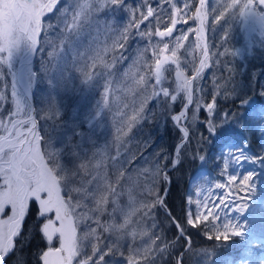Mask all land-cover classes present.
<instances>
[{
  "label": "snow or ice",
  "instance_id": "6c2138e0",
  "mask_svg": "<svg viewBox=\"0 0 264 264\" xmlns=\"http://www.w3.org/2000/svg\"><path fill=\"white\" fill-rule=\"evenodd\" d=\"M59 2L0 0V65L6 66L11 73L10 96L14 106L9 108L6 120L0 118V130L4 133L0 135V264H4L7 256L12 254L13 238L20 236L22 222L32 205L37 207V216L42 221L39 231L49 245L39 257L41 264H108L106 256H122L123 253L114 247L116 241L105 244L102 249L98 244L102 236L108 234V239L115 236L134 240L138 234L148 235L149 229L152 230L151 242L142 249H132L127 264H140V260L144 264H155L156 257H162L169 248L165 238L159 235V226L153 219L155 210L160 207L165 208L178 238L184 240L185 251L191 250V235L187 229L210 224L206 231L201 228V233L207 240H215L217 247L229 245L233 237H239L240 243L245 245V251L238 259L227 257L225 264H264V254L250 256L252 247L260 245L261 240L256 238L247 219L233 217L218 225L216 221L221 218L216 210L217 205L209 206L208 201L194 190L193 195L200 198L193 200L190 196L185 197L181 223L167 210L161 193L157 192L161 183L171 182L166 174L167 169L179 166L180 152L186 144L191 143L193 136L201 138L197 143L212 138L227 144L235 136H243L246 127H255L264 132V105L258 104V99L264 98V90L241 91L231 88L238 107L247 109V115L238 117L233 110L216 119L213 118L216 117V95L220 94V85L215 84V94L208 103H201L202 96L199 95L203 91L200 81L204 79V71L213 64L219 65V56L227 54L225 49L224 53L217 51L215 59L210 55L206 42L209 16L215 24L222 20L238 19L244 26L254 24L264 29V0H220L211 9L209 0H198L199 6L195 8L194 16L189 11L183 12L185 17L198 22V26L186 30L178 29L177 24H186L188 20L181 21L177 17L182 8L191 9V4L180 0L181 8L171 0H163L172 9L168 12V21L163 29L139 32L141 37L146 38V44L137 49L138 55L129 64L115 71L116 63H123L129 59L128 56L121 52L119 56L112 57L111 62L105 57L112 50L125 48L130 27L139 31L140 24L150 17L162 16L164 9L160 0H157L160 13L150 5H145L146 12H140L131 7L128 0H73L63 7L59 24L46 22L45 16L53 12ZM121 12L138 16V22L123 26L121 31V26L116 24L117 14ZM101 13L108 17L106 28L110 27L118 37L111 44L93 35V31L100 28ZM158 22L163 21L158 19ZM49 33L59 43L54 42ZM187 33L194 34V50H199L198 66L193 68L194 74L191 76L186 74L181 59L184 42L189 38ZM86 36L89 38L87 42L84 39ZM153 37H159L160 41L154 42ZM165 37L170 40L165 41ZM222 39H227V33ZM45 47L49 49L47 58L41 60L38 68H34L33 57L38 51L44 53ZM149 52L150 58L146 55ZM173 72L174 80L169 81ZM77 73L78 77L75 75ZM230 75L224 78L225 83H230ZM113 78L118 81L115 88ZM74 79L78 83L74 84ZM4 80L5 74L0 70V81ZM100 80L104 81L101 98L82 114L61 120L64 115L63 101L57 100V97L65 93L83 98ZM166 82L174 84L173 91L165 86ZM38 83L46 85L48 92L43 100L46 107L40 109L31 102L32 90ZM3 87L7 88L8 84L4 83ZM116 91H122L126 97L132 96L134 99L141 97L139 104L133 102L130 113H121L128 117L125 122L127 131L149 115L155 118V114L145 107L149 99L162 106L161 115H167L181 133L180 144L172 154L174 159L168 160L162 167L165 157L154 155L153 160L135 165L128 159L121 162V152L117 148L115 155L109 158L110 163H105L97 160L96 153L84 146L92 142L90 133L106 120L110 111V94ZM228 91L225 89L226 95ZM178 97L180 110L172 114V105ZM8 99V95L0 91V110ZM123 107L128 108V105ZM189 108L192 110L190 117ZM201 112L205 113L203 118L199 116ZM241 119L246 123L241 124ZM40 120L44 121L43 125L39 123ZM185 121H188L187 125ZM194 125L202 127L204 131L194 130ZM49 128L53 131L62 129L63 136L50 135ZM127 131L124 127L117 129L118 143L122 142ZM200 151L202 149H193L197 153L195 158L203 162L205 156L198 154ZM227 155L237 165L248 162L264 167V154H249L247 143L228 149ZM227 166L225 163V169ZM256 175L255 171H249L240 180L242 187L237 189L236 197L246 202L236 204L234 210L243 214L251 208L253 216L264 217V200L255 197ZM236 180V175L228 177L230 183ZM216 187L223 188L225 185L217 184ZM242 192L251 195L241 197ZM53 241L56 246H51ZM201 255L210 262L214 254L202 249ZM17 264H23V261L18 260ZM176 264H184L182 256H178Z\"/></svg>",
  "mask_w": 264,
  "mask_h": 264
},
{
  "label": "rangeland",
  "instance_id": "374dc122",
  "mask_svg": "<svg viewBox=\"0 0 264 264\" xmlns=\"http://www.w3.org/2000/svg\"><path fill=\"white\" fill-rule=\"evenodd\" d=\"M149 3L150 6H152L157 13L161 12V8L156 9L157 0H143ZM175 0H171L172 3L175 4ZM73 2V0H60V2L56 5V8L53 10V12L48 13L45 16V21L50 22L53 25H57L60 22V17L63 14V7L70 5ZM145 2V3H146ZM220 2V0H209V9L213 5H216ZM148 5V4H147ZM139 6V5H138ZM162 8L164 9V12L161 17L153 16L150 17L151 23L155 25L156 29L161 28L166 23V13L168 11H171L172 9L169 8L168 5H164L162 3ZM177 6V5H176ZM133 8H136L137 5L131 6ZM178 7V6H177ZM196 8V7H195ZM182 11H189L192 16L195 15V11L193 12L191 9H182ZM182 12V14H183ZM183 17H185L183 15ZM179 20H183L180 15L177 17ZM158 19L162 20L163 22H158ZM184 19L188 20V23L181 22L184 27L181 30H186L189 28L197 27L196 21L191 19L190 17H185ZM108 20V17H106L103 13H101V18L99 20L100 28L99 30H94L93 35H97V38L100 40H107L109 44L112 43L114 39H117L110 27L105 26V21ZM138 22V16L132 17L129 13L121 12L117 14L116 17V24L121 26L120 30L123 31V26H127L132 24L133 22ZM110 23V22H109ZM208 27L206 29V42L209 46V52L210 55L215 59V54L217 51L220 53H224L225 49H227V54H222L219 56L220 64L215 65L213 64L210 68L206 69L203 73L204 79L200 81V85L202 88V92L199 93V95L202 96L201 103H208L211 101L212 96L215 94V84L220 85V94L216 95V118H222L224 113H227L226 110H221L222 104L228 102L231 100L232 97H235L230 89L236 88L237 90L241 91H248L249 89H252L253 91L258 90H264V75H260L261 73L259 71L255 72L254 70L250 71L251 61L254 60L255 55V49L261 47V45L264 43V29L259 28V26L254 24H249L247 26H244L241 24V22L238 19H231L227 20L225 22L222 20L219 24H215L211 18V15L208 19ZM131 31H135L134 29H131ZM227 33V39L224 40L222 37ZM189 38L187 41L184 42L185 48L181 50V59H182V67L185 69L186 74L191 76L193 72V68L197 66V63L199 61V50H194V45L196 43L195 37L193 33H187ZM175 35V34H174ZM137 36L139 39L141 36L139 35V32L137 33ZM49 37L54 40V42L59 43V41L56 40L55 37H52L51 33H49ZM43 34H42V41H43ZM85 41H88V37L86 36ZM165 41H169L170 38H165ZM162 46V44H161ZM172 47V44L170 43V48ZM48 47H45L44 53H38L37 58L35 59V64L33 65L34 68H38L40 66L41 60L46 59V53L48 51ZM125 49H115L110 51L107 56L105 57L106 60L111 62L112 57L119 56L121 52L124 53ZM131 61V60H130ZM129 60H125L121 66L117 67L116 65L120 64L118 61L115 65V70H119L123 68L125 65L129 64ZM18 64V63H17ZM171 67V66H170ZM0 70H2L5 74V80L0 81V91H4L6 95H8L9 99L7 101L3 102V109L0 110V118L7 119V113L9 108L14 107L11 104V88H10V82H11V73L8 72L6 66L0 65ZM174 73V72H173ZM172 75L169 77V81L174 80V76ZM230 75V83H225L224 78L229 77ZM168 73H166L167 75ZM78 77V73L75 74ZM117 75L119 73L117 72ZM237 80L238 83H235ZM7 83L8 87L4 88L3 84ZM73 83H78L77 79L73 80ZM113 87L115 88L118 81L116 78H113ZM103 84L104 81L100 80L99 84L90 90L86 96L83 98L79 95H73V94H65L61 93L57 100L63 101V107H64V115L61 117V120H68L70 119L74 114H82L86 108L94 104L95 101L99 100L103 93ZM165 86L169 87L170 91L174 90V84H170L169 82L165 83ZM225 89H228L227 95L225 94ZM195 91V90H194ZM32 93H34L35 98V104L37 105V109H40L41 107H46V104L43 103L44 98L47 96V87L43 84H37L33 90ZM141 97H136L135 99L132 96H125L122 91H116L112 94H110L109 97V104H110V111L107 113V118L104 121L102 125H100L99 128H96L94 131L90 133L92 137V142L85 143V147L90 150V152L96 153V159L102 160L105 163H110V157L115 155L116 149L119 148L121 152L120 160L123 162V159L126 157V153L128 148L132 147L135 142H138V139L142 133L140 128L144 125H152V133H156L157 131L161 130L162 133H164L165 138L169 139L171 143H174L172 147L171 154L166 157V154H158L159 156H164L165 159L162 163L163 165L167 164L168 159H173V151L177 144L180 142V136L181 133L178 131L177 127L173 130L171 133L169 128V121L166 120L167 115H157L156 121L152 120L153 116L149 115L148 118L141 123L135 125L131 131H127L126 128V120L127 116H122L121 113H130L131 108L133 105V102L136 104H139ZM264 102V98H262ZM72 103V106H69V104ZM127 104L128 108H124L123 105ZM146 109H150L151 113L153 114H161L162 106L160 104H157L155 100L149 99L148 102L145 105ZM180 110V97H178V100L172 105V114H177ZM189 117L192 115V110L189 108L188 111ZM205 115L204 112L199 113V116L203 118ZM150 120V121H147ZM147 121V122H146ZM39 123L41 125L44 124V121L40 120ZM185 125H187L188 121L184 122ZM83 127V125H82ZM124 127L125 131H127V135L123 136L122 142L118 143L116 141V136L119 135L117 132L118 128ZM194 130H197L199 132H203L204 129L202 127L193 126ZM259 131V137L261 138L262 145L260 149L261 154H264V132H262L260 129ZM49 134L56 137H62L63 136V130H57L53 131L52 128L48 129ZM3 131L0 130V135H3ZM43 131H41V135H43ZM130 136V137H129ZM198 140H201L200 137L193 136L192 137V148L190 152L189 158H195V155L197 153L193 152L194 148L202 149L198 154L204 155L205 160L201 162L199 159L198 162H200L199 166L194 169L193 173L191 174L188 184L186 187V190L184 192L185 197L190 196L193 200L199 199L200 197L194 196L193 192L194 190L196 192L200 193V196L204 197L208 203L209 206L212 204H216L217 208L216 210L220 213V221H216V223L219 225L225 220H231L233 217H238L240 220L247 219L249 222V227L253 230L254 233H256V238L261 240V244L257 246H253L250 256L255 257L261 254H264V225H262L259 222L264 221V217L261 216H253L251 213L253 212V209H249L246 213H238L234 210L236 204H242L245 203V199H237L236 192L237 189L242 187L240 184V180L244 175H246L249 171H255L256 176L254 179L256 180V193L255 197L259 200H264V167L260 166L259 164H251L248 162H244L243 165H237L232 162L231 157L227 155V150L237 147L241 145L242 142L238 139L234 138L230 143L222 144V140L220 139H212L209 138L207 142H201L197 143ZM57 144H59V140L56 141ZM190 144V143H189ZM250 147V145H248ZM216 148H218V151H215ZM249 148V154H253V150L251 152ZM255 152V150H254ZM257 152V151H256ZM209 154L211 156L209 157ZM182 156V150L179 155V160ZM212 161L209 163V159L212 158ZM208 160V161H207ZM145 162H142L144 164ZM227 163V168L225 169L224 165ZM167 175L171 178V173H167ZM230 175H236L237 180L234 183H230L228 181V177ZM163 184V190H161V197L163 191L166 190L168 184ZM217 184H224L225 187L223 188H217ZM160 186V185H159ZM159 186L157 188V192H159ZM247 195H251V193H240L241 197H246ZM167 197V196H166ZM165 197V198H166ZM223 200V203H221V200ZM165 205V204H164ZM34 209L37 208L35 205ZM194 205H190L189 207H193ZM31 209V208H30ZM156 213V210H155ZM154 213V221L155 224L158 225V217H156ZM28 214V213H27ZM41 220V219H40ZM211 221V217L209 218ZM42 222V221H41ZM143 223V222H142ZM253 224V226H251ZM145 227H147L145 225ZM262 228V229H261ZM160 230V229H159ZM150 230H148L149 235ZM148 235H137L136 238L133 240L130 237H124V240L132 243V249H142L144 247L148 246ZM178 237H175L171 242H169V248L168 251L172 254L173 263L176 264L178 256H184L185 250H184V244H180V240L177 239ZM192 242V241H191ZM231 243H235L236 246H239L240 252L243 254L245 251V245L240 243L239 237H233ZM54 241L52 242V244ZM174 245L172 246V244ZM178 243V244H177ZM176 244V245H175ZM164 256H167V253H164ZM184 261V259H183Z\"/></svg>",
  "mask_w": 264,
  "mask_h": 264
},
{
  "label": "trees",
  "instance_id": "16d2710c",
  "mask_svg": "<svg viewBox=\"0 0 264 264\" xmlns=\"http://www.w3.org/2000/svg\"><path fill=\"white\" fill-rule=\"evenodd\" d=\"M143 0H128V3L130 6L137 5L136 9H138L140 12H146L145 5H149L148 2ZM175 4L178 7L182 8V4L180 3V0H175ZM186 3L191 4V10L194 12L195 7L197 5L198 0H185ZM163 0H160V4L162 5ZM139 5V6H138ZM167 5V4H164ZM157 9V5H156ZM183 9V8H182ZM170 12V11H168ZM168 12L165 15L166 22L168 21ZM183 12V11H182ZM182 12L180 13V17L184 19ZM181 23V22H180ZM165 25H163L160 29H163ZM170 26V25H169ZM183 25H179L178 29H183ZM131 29H134L135 31H131ZM151 30L152 32H155L156 27L151 23V19L144 21L142 24H140V29L137 31L134 27L129 28V39L126 42L124 55L128 56V60H132L134 56H137V49L143 48V46L146 44V38L137 36L138 32H146ZM176 34V33H175ZM154 42H159V37H153ZM255 55L254 60L251 61L250 71L254 70L255 72L259 71L261 74L264 75V43L261 45V47L255 49ZM150 58V52L146 54ZM122 63L116 66H121ZM168 75V74H167ZM235 83H238L237 80ZM264 88V87H263ZM195 90V88H194ZM259 105H264V102L262 98L258 99ZM69 106H72V103L69 104ZM221 110H226L227 112H232L235 110L238 114V117L240 115H247V109L238 107V102L236 101L235 97H232L231 100L221 105ZM157 115L162 116L161 114L156 113L155 118L152 120L156 121ZM258 119V116L256 117ZM166 120L169 121V128L170 132L172 133L174 129H176V126L173 124V122L168 119L166 116ZM150 121V120H147ZM146 121V122H147ZM241 124H245L246 122L241 119ZM140 130L142 131L138 142H135L132 147L128 148L126 157L123 159H128L132 161V164L135 165H141L142 162L153 160V156H157L158 154H166L165 156L168 157L171 154L172 147L174 143H171L169 139L165 138L164 133H162L161 130L157 131L156 133H152V125H143ZM258 128L252 127V128H244L243 132L244 135L235 136L236 139L242 142H246L248 145H250L249 148H251V152L253 150L254 153H261L260 148L262 145L261 138L259 137ZM130 137V136H129ZM245 137H247V140L245 141ZM192 148V142L190 144L185 145V149H182V156L180 158V164L177 166L174 170L170 171L172 176L171 181V187L167 194V197L164 199V204L166 205L167 210H169L172 214V216L176 217L183 223V215H184V209H185V190L187 187V182L193 173L194 169L197 168L200 164L196 158H189L190 156V150ZM255 150V152H254ZM215 151H218V148H216ZM257 151V152H256ZM211 154H209V157ZM143 157V159H142ZM214 157L209 159V163L212 161ZM169 160V159H168ZM132 164H129L131 167ZM211 164V163H210ZM163 190V184L161 183L159 186V192ZM156 217H158V226H159V235L163 236L166 240V242H171L175 237H178L176 228L173 227L168 220V217L166 215L165 209L157 208ZM23 228L22 232L19 237H16L14 240V250L12 254H9L4 262V264H17V261H23V264H41V261L39 259L41 253L45 250H47V247L49 246L47 244L46 239L42 236L41 232L39 231L41 226V220L37 216V208L34 209V206L31 207L28 214L26 215V218L23 222ZM210 227V224H202L198 228H188L187 232L191 235V250L185 251L183 259L184 264H225V258L227 257H236L237 259L242 255L240 252V247L236 246L235 243L229 242V246L225 245L223 247H217V242L215 240H207L203 234L201 233V228H203L205 231L207 228ZM150 230V229H149ZM152 234V230H150L148 235V243H150V236ZM108 234H105L101 237L100 241L98 242L99 246L103 249L105 247V244H113V241H116L114 244V247H118L119 251L123 253V255H116L114 254L111 257L106 256L105 260L108 261V264H127V257L131 254L132 251V243L124 240V237H115L113 236L111 239L107 238ZM179 239V238H177ZM180 244H184L183 239H179ZM178 244V243H177ZM174 243L172 244V246ZM176 245V244H175ZM51 246H56V242ZM202 249H208L209 251L213 252V258L209 262L205 260L201 255ZM167 256H157L155 264H172V254L168 250L166 251ZM140 264H144L143 260H140Z\"/></svg>",
  "mask_w": 264,
  "mask_h": 264
},
{
  "label": "water",
  "instance_id": "95a60500",
  "mask_svg": "<svg viewBox=\"0 0 264 264\" xmlns=\"http://www.w3.org/2000/svg\"><path fill=\"white\" fill-rule=\"evenodd\" d=\"M199 5L197 4V7H198ZM179 24L180 23H178L177 24V27L179 26ZM197 25H198V23H197ZM165 38H168V37H165ZM164 38V39H165ZM38 53H39V51H38ZM38 53H37V55H38ZM37 55L36 56H34L33 57V65L35 64V59L37 58ZM198 64V63H197ZM18 64L16 65V67L18 68ZM198 66V65H197ZM194 74V73H193ZM192 74V75H193ZM174 76V75H173ZM31 102H32V105L34 106V107H36L37 108V106H36V104H35V98H34V93H32V97H31ZM179 144H180V142H179ZM179 144H177L176 146H175V148L174 149H176L178 146H179ZM173 159H174V157H173ZM176 167H174V168H172V167H170V168H168L167 169V172H166V174L167 173H169L171 170H174ZM170 180H171V178H170ZM171 182L170 183H168V186H167V188H166V190L165 191H163V193H162V197H161V199L164 201V199H165V197L167 196V194H168V192H169V190H170V187H171ZM163 208V207H162ZM24 221V220H23ZM22 225H23V222H22ZM14 239H15V237L13 238V242H14Z\"/></svg>",
  "mask_w": 264,
  "mask_h": 264
},
{
  "label": "bare ground",
  "instance_id": "6f19581e",
  "mask_svg": "<svg viewBox=\"0 0 264 264\" xmlns=\"http://www.w3.org/2000/svg\"><path fill=\"white\" fill-rule=\"evenodd\" d=\"M221 200V199H220ZM241 200V199H240ZM259 223H261L262 225H264V221L263 222H259ZM251 226H253V224L251 225ZM262 229V228H261Z\"/></svg>",
  "mask_w": 264,
  "mask_h": 264
}]
</instances>
